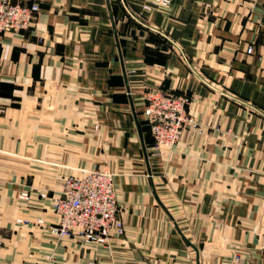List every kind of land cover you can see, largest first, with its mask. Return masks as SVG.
<instances>
[{
	"label": "crops",
	"instance_id": "0c3cea01",
	"mask_svg": "<svg viewBox=\"0 0 264 264\" xmlns=\"http://www.w3.org/2000/svg\"><path fill=\"white\" fill-rule=\"evenodd\" d=\"M10 1L41 11L0 34V264H264V0ZM148 88L202 132L156 155ZM94 168L123 233L55 236L64 178Z\"/></svg>",
	"mask_w": 264,
	"mask_h": 264
},
{
	"label": "built area",
	"instance_id": "2783aa9c",
	"mask_svg": "<svg viewBox=\"0 0 264 264\" xmlns=\"http://www.w3.org/2000/svg\"><path fill=\"white\" fill-rule=\"evenodd\" d=\"M171 4L172 0H147L144 9L168 8ZM40 11L37 1L23 4L0 0V34L29 30ZM248 52L254 53L253 46L248 47ZM144 96L145 115L155 141L156 155L163 156L175 147L187 127L202 132L200 124L189 113L190 98L186 94L148 88ZM26 195L23 193L22 197ZM53 209L59 221L51 227V232L59 238L76 237L87 244H108L114 231L119 234L124 231L114 175L108 168L86 169L67 175L60 193L54 198ZM3 243L0 232V245Z\"/></svg>",
	"mask_w": 264,
	"mask_h": 264
},
{
	"label": "bare ground",
	"instance_id": "6f19581e",
	"mask_svg": "<svg viewBox=\"0 0 264 264\" xmlns=\"http://www.w3.org/2000/svg\"><path fill=\"white\" fill-rule=\"evenodd\" d=\"M170 150H172V148H171V149H169V150H167V152H169Z\"/></svg>",
	"mask_w": 264,
	"mask_h": 264
}]
</instances>
